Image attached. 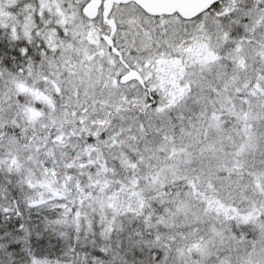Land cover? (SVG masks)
<instances>
[{
	"label": "snow or ice",
	"instance_id": "1",
	"mask_svg": "<svg viewBox=\"0 0 264 264\" xmlns=\"http://www.w3.org/2000/svg\"><path fill=\"white\" fill-rule=\"evenodd\" d=\"M0 264H264V0H0Z\"/></svg>",
	"mask_w": 264,
	"mask_h": 264
}]
</instances>
